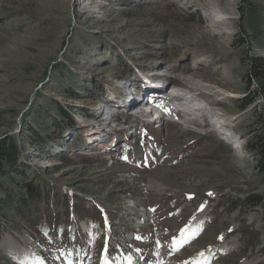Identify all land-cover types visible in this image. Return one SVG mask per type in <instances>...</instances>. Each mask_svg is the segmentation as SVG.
I'll use <instances>...</instances> for the list:
<instances>
[{
    "label": "rangeland",
    "instance_id": "374dc122",
    "mask_svg": "<svg viewBox=\"0 0 264 264\" xmlns=\"http://www.w3.org/2000/svg\"><path fill=\"white\" fill-rule=\"evenodd\" d=\"M256 56L264 0H0V139L45 192L0 264H264Z\"/></svg>",
    "mask_w": 264,
    "mask_h": 264
},
{
    "label": "trees",
    "instance_id": "16d2710c",
    "mask_svg": "<svg viewBox=\"0 0 264 264\" xmlns=\"http://www.w3.org/2000/svg\"><path fill=\"white\" fill-rule=\"evenodd\" d=\"M249 68L251 76L261 82L264 92V58L252 57ZM247 103L248 101L240 106L243 108ZM250 149L257 154V166L264 178V134L262 137H255ZM21 155L22 152L13 136L0 139V234L3 229L1 218L6 217V213L12 211L19 219H27L35 209V203L45 193L40 184H33L30 180L22 183L23 179H26L27 171L26 166L19 160ZM3 180L8 184L3 183Z\"/></svg>",
    "mask_w": 264,
    "mask_h": 264
},
{
    "label": "bare ground",
    "instance_id": "6f19581e",
    "mask_svg": "<svg viewBox=\"0 0 264 264\" xmlns=\"http://www.w3.org/2000/svg\"><path fill=\"white\" fill-rule=\"evenodd\" d=\"M220 9V8H219ZM223 13H225V12H223L222 10H221V13H219V14H223ZM171 76V75H170ZM160 89H165L164 88V84L160 87ZM157 91V90H156ZM174 92H176V91H174ZM171 98H174L173 99V101L174 100H176L177 102H179V103H183V105H186L187 107L189 106V103H187V101H188V98L189 97H186V95L185 94H180V93H178V94H172L171 95ZM206 99V98H205ZM200 99H194L193 100V102H196V101H199ZM130 103V102H129ZM125 104H127V106L129 105L128 103H126L125 102ZM166 104H167V107H169V104L166 102ZM198 109V108H197ZM174 110H179V111H183L184 112V109L183 108H180V109H174ZM104 115V114H103ZM107 117V116H106ZM105 117V118H106ZM194 122L195 123H197V119H195L194 120ZM194 224H196L197 225V223H191V225H194ZM199 226V225H198ZM195 225L194 226H192V227H190L191 229H195ZM188 230V229H187ZM3 239H5V238H3ZM193 264H196V262L197 261H199L197 258H193V259H191L190 260ZM244 264H249V263H244Z\"/></svg>",
    "mask_w": 264,
    "mask_h": 264
},
{
    "label": "snow or ice",
    "instance_id": "6c2138e0",
    "mask_svg": "<svg viewBox=\"0 0 264 264\" xmlns=\"http://www.w3.org/2000/svg\"><path fill=\"white\" fill-rule=\"evenodd\" d=\"M190 238H191L190 236H185L184 239L181 241V243H186ZM137 239H141V238H140V237H137ZM176 245H177V241H176V239L174 238V239H173V242H172V246L175 247ZM199 255H200L201 257H203L204 253L201 252ZM128 259H129V264H131V258L129 257ZM36 264H43V260H42L41 258L37 257V258H36ZM103 264H109L108 260L105 259V260L103 261ZM196 264H202V262H201V261H197Z\"/></svg>",
    "mask_w": 264,
    "mask_h": 264
}]
</instances>
